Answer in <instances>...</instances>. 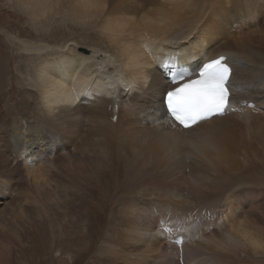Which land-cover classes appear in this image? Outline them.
<instances>
[{"label":"bare ground","instance_id":"obj_1","mask_svg":"<svg viewBox=\"0 0 264 264\" xmlns=\"http://www.w3.org/2000/svg\"><path fill=\"white\" fill-rule=\"evenodd\" d=\"M2 2L63 42L8 38L30 74L17 104L0 87V264L49 236L46 264H264L239 246L264 239V0ZM219 55L239 60L231 110L185 132L158 65Z\"/></svg>","mask_w":264,"mask_h":264},{"label":"snow or ice","instance_id":"obj_2","mask_svg":"<svg viewBox=\"0 0 264 264\" xmlns=\"http://www.w3.org/2000/svg\"><path fill=\"white\" fill-rule=\"evenodd\" d=\"M99 7L98 4L92 5ZM107 5H105L106 7ZM148 19L144 23H150ZM236 58L219 55L205 62L195 79L188 78L186 70L178 63L164 62L158 65L167 72L172 87L164 94V106L167 116L173 125L185 132L192 133L214 117H221L231 110L232 98L230 79L233 65L238 64ZM197 139L204 141L203 137ZM193 151H199L190 140L184 141ZM195 185V182H193ZM199 239V237H197ZM182 243V241H180ZM239 246L264 250V239L243 236Z\"/></svg>","mask_w":264,"mask_h":264},{"label":"rangeland","instance_id":"obj_3","mask_svg":"<svg viewBox=\"0 0 264 264\" xmlns=\"http://www.w3.org/2000/svg\"><path fill=\"white\" fill-rule=\"evenodd\" d=\"M3 0H0V83L2 82L4 85H0V87L5 88L3 91L1 97L5 98L7 95H9V97H11L12 99H15L17 102H14V104H17L19 102V87H18V82L21 81V75L20 73H26V76H28L30 74V71H28V69H25L23 71H19V65L23 66V63L21 62V60L18 58V56H16V50L11 48L10 46V42L8 41L9 36L11 35V37L13 38V36L16 35H21L22 38H27L30 41L33 42H49V43H53V45L55 43H59L62 41L63 39V35L61 34H57L58 38L57 40H53V38H45L43 39H39V37L35 34V30L32 27L31 24H29L28 21H25V18L23 16H20V14L18 12H14L12 13V17L7 13L6 10H4L3 8ZM18 14V15H17ZM15 17V18H14ZM18 18V19H17ZM7 31V32H6ZM63 42V41H62ZM61 42V43H62ZM22 60L24 59L25 61L28 59H30L29 61L32 62L31 64L36 66L38 64V61L36 60H32L30 58V56H25V55H21ZM27 57V58H26ZM20 60V61H19ZM18 64V65H17ZM36 64V65H35ZM25 66H27L25 64ZM28 67V66H27ZM31 66H29L28 68H30ZM4 80V82H3ZM11 84V85H10ZM15 85V86H14ZM8 90V91H7ZM6 91V92H5ZM6 95V96H5ZM80 101V100H78ZM13 105V103H11ZM11 105V106H12ZM13 111V109H12ZM123 173V172H122ZM120 175L118 180H122L123 175ZM115 174L109 173L107 174L108 177V183H110L109 186H107V188H109V191H111L109 194L112 196V193L115 192V186L111 185L112 181L115 179ZM80 209L84 208L83 207V202L82 204L79 206ZM96 215L99 217L101 215V213H99L97 210L95 211ZM109 212H106V216H108ZM105 216V219H106ZM101 222H104V220H101ZM39 223V221H38ZM47 224V223H46ZM39 226V224H37ZM100 225V224H99ZM47 229V228H46ZM33 231V227L28 229V232L31 234V232ZM44 233L47 232V230L43 231ZM29 237H25V241L29 240ZM49 239V240H48ZM26 241V243H27ZM42 241V243H41ZM39 242L42 244L41 246H39L38 248L40 249V252L38 251V255L37 252L34 253V258L31 259H24V262H28L31 260V263L33 262V264H35L37 258H42V262L43 263H47L44 261V259L46 260H51V237L49 236L47 239H41L39 240ZM31 252V250H30ZM29 257H32L30 255H28Z\"/></svg>","mask_w":264,"mask_h":264}]
</instances>
